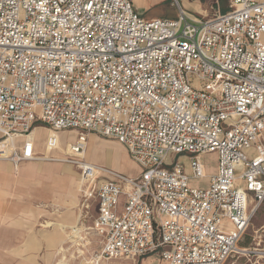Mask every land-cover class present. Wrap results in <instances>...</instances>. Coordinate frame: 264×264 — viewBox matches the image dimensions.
Masks as SVG:
<instances>
[{
	"label": "built area",
	"instance_id": "obj_1",
	"mask_svg": "<svg viewBox=\"0 0 264 264\" xmlns=\"http://www.w3.org/2000/svg\"><path fill=\"white\" fill-rule=\"evenodd\" d=\"M227 1L209 19L179 5L146 19L132 0H0V159L40 158L38 123L78 131L58 160L86 182L56 264H223L237 251L264 201V0ZM91 132L121 143L139 175L80 165Z\"/></svg>",
	"mask_w": 264,
	"mask_h": 264
},
{
	"label": "crops",
	"instance_id": "obj_2",
	"mask_svg": "<svg viewBox=\"0 0 264 264\" xmlns=\"http://www.w3.org/2000/svg\"><path fill=\"white\" fill-rule=\"evenodd\" d=\"M132 3L139 7L134 6L140 14L138 9L147 6L142 0H132ZM39 130L45 131L43 137L38 136ZM61 132H72L73 136L63 139ZM77 134L76 129L54 131L38 123L31 136L33 152L40 158L22 161L16 167L0 159V264H56L58 261L60 247L79 223V199L86 182L73 169V164L58 160L64 157L66 143L74 141ZM87 136L95 138L92 133ZM50 138L54 139L53 145L49 143ZM16 144H22V137L16 139ZM116 146L131 161L124 146ZM85 159L88 160L86 153ZM51 166L59 170L48 169ZM64 173L68 175L65 182L62 181ZM91 220L86 219L84 224L90 225ZM151 256L157 259H147L143 264H162L157 255L147 257Z\"/></svg>",
	"mask_w": 264,
	"mask_h": 264
},
{
	"label": "rangeland",
	"instance_id": "obj_3",
	"mask_svg": "<svg viewBox=\"0 0 264 264\" xmlns=\"http://www.w3.org/2000/svg\"><path fill=\"white\" fill-rule=\"evenodd\" d=\"M147 4L144 9H138L144 18L150 19L154 17H168L176 18L178 13V5L181 6L187 13L200 17L202 19L213 18L219 12H224L228 8L227 0H142ZM135 6V4H134ZM136 8H139L135 6ZM226 9V10H225ZM95 138L87 136L86 156L88 160L94 164L109 167L127 176H138L140 167L133 163L130 158L126 159L118 150L116 145L122 146L118 141L113 138H105L96 133ZM44 130L38 131V136L43 137ZM72 132H61V138L72 137ZM176 155H171V160H175ZM179 158V157H178ZM185 166L186 159L181 157ZM201 161L204 165L207 176L212 174L216 168V154L214 152L201 154ZM65 163V162H62ZM71 165L70 163H67ZM73 169L80 173V169L76 165H71ZM51 170H59L56 166L48 168ZM68 175H62V181H67ZM207 184V177L201 179H192L191 186L205 187ZM81 202V197H80ZM81 204V203H80ZM225 225L230 228L228 222ZM238 250L233 252L223 264H264V258L259 257L260 249H264V201L258 204L254 210L248 226L237 245ZM242 250V251H241ZM246 250V251H244ZM147 259H157L156 256L141 257V258H111L99 262V264H143ZM155 263V262H154Z\"/></svg>",
	"mask_w": 264,
	"mask_h": 264
},
{
	"label": "bare ground",
	"instance_id": "obj_4",
	"mask_svg": "<svg viewBox=\"0 0 264 264\" xmlns=\"http://www.w3.org/2000/svg\"><path fill=\"white\" fill-rule=\"evenodd\" d=\"M85 153H86V150H85V152L83 153V157H84V159H85ZM61 160H63V159H61ZM63 161H64V160H63ZM83 163L86 164L87 166H88V165L91 166L95 171L98 170V168H97L98 165H96V164H94V163H92V162H89V161L86 160V159H85V162H79V164L82 165V166H83ZM237 250H238V248H237ZM241 251H242V250H241Z\"/></svg>",
	"mask_w": 264,
	"mask_h": 264
},
{
	"label": "trees",
	"instance_id": "obj_5",
	"mask_svg": "<svg viewBox=\"0 0 264 264\" xmlns=\"http://www.w3.org/2000/svg\"><path fill=\"white\" fill-rule=\"evenodd\" d=\"M226 10V9H225Z\"/></svg>",
	"mask_w": 264,
	"mask_h": 264
}]
</instances>
